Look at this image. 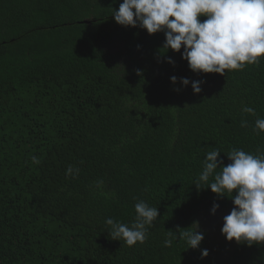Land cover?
<instances>
[{
  "label": "trees",
  "instance_id": "trees-1",
  "mask_svg": "<svg viewBox=\"0 0 264 264\" xmlns=\"http://www.w3.org/2000/svg\"><path fill=\"white\" fill-rule=\"evenodd\" d=\"M122 2L0 0V264H264V243L210 251L206 217L218 203L217 231L234 205L194 185L213 147L225 166L233 148L264 151V58L194 73L163 32L118 25ZM139 200L159 212L148 239L113 240L105 221L130 225ZM195 221L198 248L164 246Z\"/></svg>",
  "mask_w": 264,
  "mask_h": 264
},
{
  "label": "clouds",
  "instance_id": "clouds-1",
  "mask_svg": "<svg viewBox=\"0 0 264 264\" xmlns=\"http://www.w3.org/2000/svg\"><path fill=\"white\" fill-rule=\"evenodd\" d=\"M112 16L123 27H139L149 35L163 32V49L180 53L194 73L224 75L226 70H240L264 58V0H123ZM167 62L174 64L170 57ZM177 79L170 78L173 84ZM179 82L185 87L191 83L194 93L201 91L202 81L179 78ZM242 111L256 115L253 107L245 106ZM241 127H248V121L241 120ZM252 130L264 132V118L258 117ZM220 153L215 147L206 153L194 185L201 188L206 184L204 188L232 200L234 206L223 217L221 229L228 241L249 247L264 243V151L257 149L253 154L233 148L226 154L231 161L227 166L218 159ZM32 162L39 164L40 160L33 156ZM79 172L78 167L69 165L65 174L75 178ZM134 208L136 216L130 225L113 218L105 221L112 239L128 246L144 243L149 226L159 215L157 207L143 200L137 201ZM218 208L219 204L214 203L211 214ZM203 239L199 222L195 221L186 229L170 231L164 246L171 247L175 240L196 249ZM208 254L207 249L201 252L203 257Z\"/></svg>",
  "mask_w": 264,
  "mask_h": 264
},
{
  "label": "rangeland",
  "instance_id": "rangeland-1",
  "mask_svg": "<svg viewBox=\"0 0 264 264\" xmlns=\"http://www.w3.org/2000/svg\"><path fill=\"white\" fill-rule=\"evenodd\" d=\"M233 208V206H231L228 210V214L230 213L231 209ZM206 221H208V225L210 227H212L214 230L211 231V236L209 237L210 238V251L213 249H215V252H217L218 250H224L226 249L228 252H230L233 248V246L236 244V241L233 240V241H228L225 236L221 233V228H218L217 231L215 230L214 226L217 225V215L216 213L213 215L211 214V212L208 214V216L206 217ZM215 238H221L219 239L216 244L214 245L213 247V244H214V240ZM217 250V251H216ZM214 253V252H212ZM218 253V252H217ZM216 254V253H215ZM217 256V254H216ZM215 256V257H216Z\"/></svg>",
  "mask_w": 264,
  "mask_h": 264
}]
</instances>
